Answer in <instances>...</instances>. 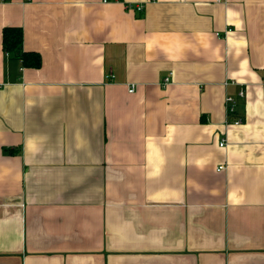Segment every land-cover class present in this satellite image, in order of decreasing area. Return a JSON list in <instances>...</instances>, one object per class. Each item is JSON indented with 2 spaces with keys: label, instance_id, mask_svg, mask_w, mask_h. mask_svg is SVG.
I'll return each instance as SVG.
<instances>
[{
  "label": "crops",
  "instance_id": "obj_1",
  "mask_svg": "<svg viewBox=\"0 0 264 264\" xmlns=\"http://www.w3.org/2000/svg\"><path fill=\"white\" fill-rule=\"evenodd\" d=\"M0 264H264V0H0Z\"/></svg>",
  "mask_w": 264,
  "mask_h": 264
},
{
  "label": "trees",
  "instance_id": "obj_2",
  "mask_svg": "<svg viewBox=\"0 0 264 264\" xmlns=\"http://www.w3.org/2000/svg\"><path fill=\"white\" fill-rule=\"evenodd\" d=\"M3 49L23 67L38 68L42 64L40 53L23 48V29L20 26H6L3 29Z\"/></svg>",
  "mask_w": 264,
  "mask_h": 264
},
{
  "label": "built area",
  "instance_id": "obj_3",
  "mask_svg": "<svg viewBox=\"0 0 264 264\" xmlns=\"http://www.w3.org/2000/svg\"><path fill=\"white\" fill-rule=\"evenodd\" d=\"M133 9L137 10V11H141L143 10L144 8V5L143 4H135L133 6H131ZM170 82V77L169 76H166L164 79H163V84H168ZM234 83V81H228L226 83ZM134 90V84L131 85V88H130V91L132 92ZM245 94L244 90L241 89L239 91V96L243 97ZM225 102H226V108H227V114L230 116V115H233L235 112H236V108H237V100L234 96L232 95H227L226 99H225ZM234 124L238 125V124H241L242 123V119L241 118H236L234 121H233ZM227 144V138L224 137L221 139V142H220V145L221 146H225ZM225 166H219V170H222L224 169Z\"/></svg>",
  "mask_w": 264,
  "mask_h": 264
}]
</instances>
